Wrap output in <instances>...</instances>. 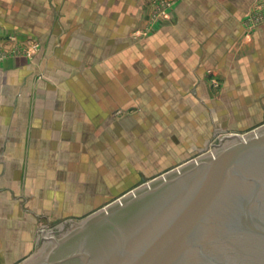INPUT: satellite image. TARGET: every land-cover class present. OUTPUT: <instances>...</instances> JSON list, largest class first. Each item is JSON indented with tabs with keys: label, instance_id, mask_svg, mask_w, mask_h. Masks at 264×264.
Wrapping results in <instances>:
<instances>
[{
	"label": "crops",
	"instance_id": "1",
	"mask_svg": "<svg viewBox=\"0 0 264 264\" xmlns=\"http://www.w3.org/2000/svg\"><path fill=\"white\" fill-rule=\"evenodd\" d=\"M166 1L151 24L152 0H0V35L42 43L0 64V264L145 182L160 152L143 148L203 152L235 101L264 100V18L246 27L264 0Z\"/></svg>",
	"mask_w": 264,
	"mask_h": 264
},
{
	"label": "water",
	"instance_id": "2",
	"mask_svg": "<svg viewBox=\"0 0 264 264\" xmlns=\"http://www.w3.org/2000/svg\"><path fill=\"white\" fill-rule=\"evenodd\" d=\"M23 264H264V128L144 183Z\"/></svg>",
	"mask_w": 264,
	"mask_h": 264
},
{
	"label": "rangeland",
	"instance_id": "3",
	"mask_svg": "<svg viewBox=\"0 0 264 264\" xmlns=\"http://www.w3.org/2000/svg\"><path fill=\"white\" fill-rule=\"evenodd\" d=\"M174 2L172 1H163V0H152L150 7L152 8V18H151V24H157L159 22H165L169 21L171 19L170 15V9L174 6ZM255 18L254 23L252 24V30L260 27V25L263 22V10L261 5L257 6L254 10ZM248 26V24H247ZM246 26V27H247ZM148 34L143 33L139 34L137 38H145ZM42 49V43L40 42L39 38L37 36H22V35H0V64H4L5 62L13 59H25L26 61H34L40 50ZM35 50V51H33ZM212 87H220V84H214L212 83ZM252 103V105L257 109V107H261V105H264V100H237L233 104V110L229 109V111L232 113L231 115H224L222 119L224 120L223 123L227 124L230 129H228L226 132H220L215 133V131L207 132L208 139H211V142L209 143L208 147L203 152H195L192 155H188L187 149H184L183 147L175 146L174 148H166L164 145H160V147L157 149V147H150V148H143V154H149L150 151H153V154L157 151L160 152V162L157 165H150L152 166V170L154 169L153 173H145L142 172V176H145L146 181L142 182L140 181L138 186L133 189L131 192L135 191L139 187L143 186L144 183H149L163 175H165L168 172H171L175 169L180 168L181 166L199 159L200 157L207 155L211 151V146L221 137L226 135H240V136H246L253 132H256L262 128H264V115L263 116H247L245 114H235L234 112L238 111H244L246 108H250L247 105ZM157 111L162 109V107L159 105L157 106ZM150 109V108H149ZM237 109V110H236ZM155 111L153 110V113ZM234 121H239L240 123H245L243 125H239L236 127V124H234ZM239 123V124H240ZM181 137V136H180ZM182 138V137H181ZM161 143V142H160ZM157 150V151H156ZM170 150L173 151L174 157H171ZM166 152H169V155L166 154ZM162 153V154H161ZM183 155H186L183 157ZM155 156V155H154ZM173 158L174 162L169 161L165 162L167 158ZM181 159H184L181 160ZM183 162H180V161ZM164 161V162H163ZM149 166V165H148ZM151 170V171H152ZM130 192V193H131ZM129 194V193H128ZM126 194V195H128ZM126 195L115 199L112 203L114 204L116 201L120 200L121 198L125 197ZM107 207H101L96 208L94 213L84 215L83 217L79 219H75L71 222H63L57 225H53L51 228L45 229V233H54V238L57 240H62L76 225L83 223L86 221L90 216L106 209ZM66 221V220H65ZM50 229V231H48ZM47 241H41L39 242L38 250L36 253L32 255H38L42 251L46 249ZM23 264V263H22Z\"/></svg>",
	"mask_w": 264,
	"mask_h": 264
},
{
	"label": "built area",
	"instance_id": "4",
	"mask_svg": "<svg viewBox=\"0 0 264 264\" xmlns=\"http://www.w3.org/2000/svg\"><path fill=\"white\" fill-rule=\"evenodd\" d=\"M255 18V17H254ZM254 18H252V19H250V23L248 24V26H247V30H249V31H251L252 30V24L254 23ZM33 51H35V50H33Z\"/></svg>",
	"mask_w": 264,
	"mask_h": 264
}]
</instances>
